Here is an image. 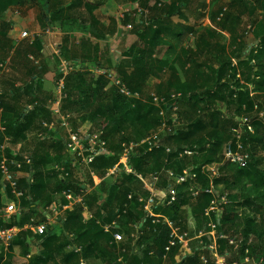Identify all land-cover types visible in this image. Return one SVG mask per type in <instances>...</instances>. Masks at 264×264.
Instances as JSON below:
<instances>
[{
	"label": "trees",
	"instance_id": "trees-1",
	"mask_svg": "<svg viewBox=\"0 0 264 264\" xmlns=\"http://www.w3.org/2000/svg\"><path fill=\"white\" fill-rule=\"evenodd\" d=\"M27 1L28 0H0V17L9 10L25 7ZM258 1L264 11V0ZM175 2L179 3L180 0H175ZM51 4V0H44L42 3L45 10L43 17L45 25L61 20V12L63 10L60 9L54 11ZM96 6L97 5H91L92 9L96 8ZM178 6L179 5L176 6L177 9L179 8ZM155 9L156 11H160L161 14L166 11L165 8L158 7L157 5H155ZM173 9H175V6ZM47 18H49V22H46ZM218 25L222 29H226L224 22L220 21ZM10 28L11 26L9 23L1 22V35L6 36L10 31ZM147 30L148 34L152 33L149 39L141 37L140 39L143 41L141 48H136L137 50H135V48L131 49V53L134 51H137V53L134 55V61L128 62L127 64L132 65L134 68L130 74H128L123 67H117L118 65L116 62H109V67L112 71L106 69V72L110 73L109 71H111L113 72L112 74L116 75L115 80L120 82L119 85H116L117 89H112L111 87H109L108 90L104 89L105 77L101 75L97 76L96 79L91 78V80L88 81L84 77L85 75H82L81 72H77L78 74L80 73L77 76L78 79H74V81L71 78L65 79V98L63 99L61 107L63 113H66L67 111L69 112V110L72 109V106L76 107L81 105L90 107L95 103L107 99L105 102H101V104L96 107L95 111L96 114L99 113L103 115L101 125L104 130L100 131L102 132L103 140L106 141L110 155L96 158L89 168L83 171V176L86 178L83 183L76 180L62 179L59 183L53 186L50 185V183L42 177L41 172L38 170V165H35L36 160L32 157L31 163H23L22 166L20 165V169L10 165V169L14 173H23L20 177H17L18 191L22 192L21 198L18 199L12 193V189L2 182L0 171V229H19L16 237L10 243V253L14 251L17 245L24 244V232H30V230L26 228L28 225L47 224V218L39 211V208L51 206L52 196L54 194H60L63 191L68 190L79 193L83 184L90 189L93 188L94 184L91 176L93 173L95 176L103 179V181L97 189L92 190L91 193L84 198L88 205V210L92 211L87 217L88 219H83V208L76 206L72 210L65 212L60 222L48 225L44 235H36L38 236L36 244L41 248L37 254L39 259L42 258L46 261H51L53 259L52 254L49 253V247L57 233L62 232L65 235L67 240L66 245L69 248L74 246L80 248L78 253L69 249L65 254L64 264H88L89 260L99 258L100 252L106 247H103V242L107 245L110 238L112 239L111 246L115 245L117 251V257H115V259L113 258L114 260L112 259L111 264H115L119 258H122L127 264H165L167 260H172L171 263L173 264H199L200 256L197 253V248H193L194 252L191 255L183 257L178 262H175V257L178 255L181 248L179 240L175 238V245L171 246V229L163 224V222L153 224V219L146 218L142 206L143 203L139 202V199H137L136 196H133L135 195L134 189L137 185L144 190L143 184L137 176H141L146 182H151L153 173H151L150 166L153 162L164 163L163 161H165L164 168L167 169L166 171H172L170 164L172 161L178 160L180 156L185 158L186 155L183 152L186 148L190 149L193 153L200 155L199 162L196 165L188 167L186 166L185 159H182L177 163V170L173 171L177 175H181L184 170L189 169L196 177L195 179L188 177L185 183L177 185L176 200L169 205H155L153 207L154 214L168 219L175 227H177L178 219L182 218L180 212L183 207L189 204L188 199L190 198V195L194 196L193 192L200 190L201 192L196 195L197 197L192 207V214L195 218L203 220L201 229L203 228L202 230L205 232H211L217 227L219 233H228L230 230L237 227L238 216L235 214L232 216L230 213H226L219 220H215L217 226L209 228L211 218L207 217L206 210L210 207L212 202H215L216 196L213 191L212 193L206 192L208 189L207 184L211 181V174L209 171L202 173L201 167L209 166L220 161L226 154V146L228 143L226 144L227 141L221 137L214 138L216 136L215 134H201L206 130L205 123L201 118L193 120L191 123L184 126L181 125L180 115L178 116L180 125L175 126L174 130L176 132L170 135V137H175L176 150L173 152L171 150L168 151L169 149L164 146L149 150L147 144L137 142L136 144H139V146L134 150L130 157V165L135 174L121 172L113 176H107L109 170L119 162L124 147L131 144L128 138L123 135L114 147L111 146L109 139L112 135L122 133L127 122L131 125L139 123L145 128L156 129L158 125H161L157 115L162 110L167 116L166 120L168 126H173L171 112L175 101L171 100V96L174 94H180V98L176 102L179 106L182 103L193 109L199 107L201 104H205L206 107L212 108L216 102H231L235 106V112L233 116H231V119H238L243 113L250 112L255 106V97L250 94L248 86L253 85L255 89L259 91L264 89V65L260 60L261 56L264 54V36L260 38L261 49L255 50L252 46L245 49L241 53V56L238 57V63L235 65L231 60L223 61L218 68H213L209 66L208 63H205L207 69L206 76L213 80V85L211 88L207 87L204 92L196 91L198 90V87H196L195 83L192 81L181 84L176 77V74H174L176 73V70L170 66L175 72L172 70L173 78H171L172 80L166 85V87H175L179 92L166 95L165 97L157 96L166 101L165 104H161L160 107H157L154 102L152 103L146 98V90L148 89L147 82L150 77H159L164 71V68L169 65L167 62L155 57L157 46L159 44L158 35L156 32H152L151 28ZM41 46L42 43L40 38H34L32 47L38 53L42 50ZM191 55L194 54L182 49L175 59V62L181 69L183 75H187V71L184 69L187 64L190 63ZM97 62L98 60H96V63ZM80 63L83 65V59H80ZM255 68L256 71H254ZM38 70L41 69L38 68ZM196 75L203 77L201 72L194 74V76ZM34 80L35 76L31 79L30 83L27 84V87L32 90H34ZM163 85H159L157 89H163ZM192 88L196 89L192 92ZM122 89L128 91L131 97L121 93ZM74 90L80 93V98H78L76 93L73 92ZM151 100L153 101V98H151ZM6 108H9L13 113L16 112L13 108L10 109V106H6ZM259 110L264 111L263 105H260ZM130 111L134 113L132 118L127 114ZM19 112L15 114V119L11 123H7L4 118L1 117L5 132L0 131V145L5 142V138H9L10 142L20 139L23 137L24 132L30 127L32 118L35 114L27 110H23L18 114ZM71 112L74 113L73 110ZM213 113V120L217 121L220 116L219 110L214 107ZM240 142L244 151L249 154V164L254 166L259 175L258 178H253L252 180L254 185L258 188L256 196L252 197V200H245L243 205L249 204L250 201H253L258 207L256 212L259 213V207L264 211V170L259 169V157L262 154V151H264V139L258 130H255L254 132L245 130ZM57 143L65 148L62 140L57 139ZM7 144L8 143H6V146ZM231 148L234 151L237 149V138L233 139ZM7 149H5L4 155H7ZM8 160L10 162L13 160L16 163H19L12 158ZM69 161L70 156L65 162L66 166H69ZM160 171H162V169L157 171V173L161 174ZM248 171L249 168H246L245 172L248 173ZM204 182L206 185H203ZM3 185L5 186V190H3ZM168 186L169 182L167 181V176H165L164 179H161L160 187L166 189ZM2 190L5 195L2 194ZM116 191L120 193L122 200L115 216L123 222L125 221V219L122 218L123 215L127 217L128 215L129 217L132 216L135 220L131 234L129 233L128 236L125 237V241L119 244L113 242V234L118 232L124 235V233L129 231V228L127 232H124L126 230L125 228L121 225H115L116 228L110 233H106L104 230L105 226L111 225L108 223L109 216L105 210L106 201L109 199L111 193ZM144 191L147 192L146 190ZM104 195H106V197ZM134 199L140 204L141 209L139 215L133 214V212L127 207ZM169 199L170 197H168V200ZM4 200H10L12 202L17 201L15 203L18 205L20 212L19 214L12 215V217H17V219L15 218L14 220H11L12 217L5 219L2 215L5 210ZM94 207L95 210H92ZM33 212L41 215L43 220L33 218ZM129 217L126 221L127 225L130 223ZM98 226H100V228ZM262 226L263 224L258 221L256 213H252L246 214L241 219V224L240 226L238 225L239 229L237 230L244 239H249L251 236H255L260 244L263 245L262 240L264 238V228H262ZM146 233L150 237L149 246L145 241ZM217 241L219 256L223 258L226 256L224 249L226 248L227 241L223 239L221 240L219 237ZM168 247H170V249L167 251ZM6 256L4 250H1L0 264H10V262L6 261ZM256 257L257 259L261 258L264 263V246L260 248V252L256 254Z\"/></svg>",
	"mask_w": 264,
	"mask_h": 264
},
{
	"label": "rangeland",
	"instance_id": "rangeland-1",
	"mask_svg": "<svg viewBox=\"0 0 264 264\" xmlns=\"http://www.w3.org/2000/svg\"><path fill=\"white\" fill-rule=\"evenodd\" d=\"M43 2L44 0H28L27 5L23 7L25 9L24 13L28 11V7L31 6V8H33L36 20L34 24L29 26L30 29L33 26H46L43 18L45 12L42 5ZM37 4L39 5V7L37 6L38 8H36ZM217 10L218 12L215 14L217 20L214 25L221 30V33L217 35L216 32L209 31L208 35L201 40H198L197 36L193 35L186 41L187 48L184 49L194 54L190 56L191 67L187 73H189L191 81L198 87L196 91L199 92H204L207 87L211 88L213 85V80L206 76L207 71L205 70V63H208L209 66L213 68H218L223 61L231 60L235 65L238 63V57L241 56V53L245 49L252 46L253 49L260 50V38L264 36V11L258 0H226V3H223L216 11ZM7 18L6 13H4L0 17V23L2 19L4 20ZM23 19L27 23L30 21L28 14L23 16ZM220 21L225 23L226 29H222L218 25ZM19 32L20 28L16 26V30L11 29L6 36H2L0 33V116L4 118L7 123H11L15 119L14 116L17 112L20 111L18 113L20 114L23 110H27V108L31 106L33 109L29 110V112H33L35 115L32 118L30 127L24 132L23 137L7 144L8 149L6 152L7 155L5 156L8 157V159L12 158L18 161L21 166L23 163L28 164L25 160L26 157H34L36 160L35 165H38V170L41 172L42 177L52 186L59 183L62 179L84 182L86 180L83 176V171L85 170L84 166L74 168L70 165H65L66 160L69 159V154L61 144L57 143L55 135L59 134L62 138L67 136L66 129L62 127V122H60L62 117L66 119L69 128L73 131H89L99 134L100 130H104L101 125L103 115L99 113L96 114L95 109L101 102H105L107 99L95 103L90 107L81 105L76 107L72 106L69 112L63 113L61 107L63 99L65 98V79L71 78L74 81V79H78L77 76L80 74L77 72L74 73L73 70H69L68 72L64 71L65 67L72 68L74 67L72 64L78 62L77 44L74 40H69L64 48L54 47L55 51L51 56H47L48 58L32 57V55H29L31 46H29L27 41L18 39ZM203 42H207L208 45L204 46ZM205 51L207 53H205ZM68 57L74 59L68 62ZM260 60L264 65V54L261 56ZM89 64L91 65L90 69L93 70L81 73L85 75L84 77L88 81H90L91 78L96 79L100 74L92 61H90ZM40 66L42 69L38 70ZM84 67L88 69V67ZM201 69L205 71L203 77L194 76V74L200 73ZM254 71H256V68ZM48 73H50V75ZM36 75H39L41 79L49 78L48 82H46L47 87L46 83H42V81L40 82V86L37 85V87H34V90L27 87V84H29L31 79ZM101 76L105 77L104 89L108 90L109 87L117 89L113 80L115 77H111L108 73ZM185 76L188 78V75L185 74ZM163 83L164 82H162V85ZM195 89L196 88H192L191 91L193 92ZM248 89L250 94L255 97V106L250 112L243 113L239 116L240 118L238 119H231V116H233L235 112V106L231 102H216L212 108L206 107L205 104H201L195 109L182 103L179 106L178 116L180 115L181 117V125L185 126L193 120L201 118L206 126V130L201 134H215L216 136L214 138L221 137L227 141L226 144L228 143L226 146V154L223 158L208 167L211 174V181L207 184V188L212 189L216 196L214 210L210 211L207 216L211 218L209 228L217 226L215 220H219L226 213H230L232 216L235 214L238 216V219L237 227L230 230L228 233H219L217 227L214 231L205 232L202 230L203 228L201 229L203 220L195 218L192 214V207L197 196L190 195L188 199L189 204L183 207L180 212L182 218L178 219L177 227L172 223L173 227L178 229V236L182 238V245L178 255L175 257V262H178L183 257L191 255L194 252L193 248H197V253L200 256L199 264H264L261 258L257 259L256 257V254L260 252V248L264 246V238L262 240L263 245H261L255 236L244 239L237 230L239 229L238 225L240 226L241 224V219L246 214L252 213H256L258 221L263 224L262 228H264L263 209L259 207L260 212L257 213L256 210L258 207L253 201L243 205L245 200H252V197L256 196L258 188L254 185L252 180L253 178H258L259 175L254 166L250 165L248 161L241 170L238 164L227 157V148L232 145L234 138H237V149L235 151L232 149L233 154L249 156V154L244 151L240 142L245 130L249 132L258 130L264 139V111L259 110L260 105L264 107V89L259 91L255 89L253 85H249ZM38 91L40 92L38 93ZM146 91V98L152 103V95L165 97L166 95L179 92L177 88H167L165 85H163V89L161 90L157 89V87L154 89V86H149ZM73 92L80 98V93L75 90ZM6 106H10V109L13 108L16 112H11ZM214 107L219 110L220 114L217 121L213 120L212 117L214 114ZM57 110H59V114ZM72 110L74 113L71 112ZM127 114L131 118L134 116V113L131 111ZM157 117L159 121L162 122L166 120L167 116L165 115L164 118L159 112ZM158 129H160V125H158L156 129H149L148 127H143L139 123L131 125L127 122L122 133L110 137V144L114 147L120 141L122 135L128 138L133 144L137 142L141 143L146 141ZM160 133L162 137L161 146L168 148L172 152L175 151V137H170L167 131L161 130ZM259 158V169L264 170V151H262ZM182 159H185L186 166L190 167L199 162L200 155L192 152L186 155L185 158L180 156L178 160L172 161L170 164L172 171L177 170V163ZM163 162L165 163V161ZM164 163L153 162L150 166L151 173H153L154 176L157 174L160 182L161 179L165 178L167 172V169L164 168ZM14 166L19 169L17 165ZM246 168H249L248 173L245 172ZM160 169H162V171H160L161 174L157 173ZM16 174L18 175L19 172ZM20 176L21 175L18 177ZM172 185L176 190L177 186L174 183H172ZM203 185H206L205 182ZM63 192L52 196L51 206H57L64 202ZM200 192L199 190V193ZM134 193L135 195L133 196H136L139 202L141 199L146 200L150 195L149 192H145L139 188V185L135 187ZM104 196L106 197V195ZM161 198L162 195L156 196V199ZM121 200L122 198L118 191L111 193L109 199L106 201L105 210L109 216V224H115L116 226L121 225L126 229L124 232H127L129 228V231L124 233V237H126L129 233L131 234L135 220L132 216L129 217L128 215L130 223L127 225V216H122V218L125 219L124 222L115 216ZM3 202L5 206L4 209H6V205L8 207L14 203L10 200H4ZM139 202L134 199L127 206L133 214L139 215L141 209ZM84 204L88 208L85 199ZM92 210H95V207ZM91 212L90 210L84 212L83 219L87 220ZM32 217L37 220H43V217L38 213L36 214V212H33ZM15 218L17 219V217H12L11 220ZM98 227L100 228V226ZM24 233V244L17 245L11 253L9 249L11 242L7 247L0 244V251L4 250L6 253L7 262H10V264L65 263V254L68 252L69 247L66 245L67 240L62 232L57 233L49 247V253L52 254L53 258L51 261L38 258L37 254L39 249H41L36 244L38 236L34 235L31 230L30 232ZM218 237L221 240L227 241L226 248L224 249L226 256L223 258L219 256L217 250L218 245L216 242H218ZM149 239L150 237L146 233L145 241L148 246L150 244ZM111 245V238L107 245L103 242V247H106L100 252L99 258L89 260L88 264H111L112 259L117 257L116 247L115 245ZM171 261L167 260L165 264H173Z\"/></svg>",
	"mask_w": 264,
	"mask_h": 264
},
{
	"label": "crops",
	"instance_id": "crops-1",
	"mask_svg": "<svg viewBox=\"0 0 264 264\" xmlns=\"http://www.w3.org/2000/svg\"><path fill=\"white\" fill-rule=\"evenodd\" d=\"M51 3L54 11L63 10L61 20L52 22L51 25L33 26L30 29L29 26L36 20L31 6L28 7L26 13H24V8L9 10L6 12L8 18L1 20V22L10 24V30H16V26L20 28L18 39L27 41L31 46L29 55L46 58L53 54L54 47L64 48L69 40H74L77 44L78 62L76 64L78 65L72 64L74 65L72 68L65 67V72L69 70H73L74 73L92 71L89 64L92 61L100 73L99 76L105 75L107 70L104 71V69L111 70L109 62L112 61L117 63V67H123L130 74L134 68L127 64L134 61V55L137 53V51L131 53V49L141 48L143 41L140 38L149 39L152 33L148 34L147 29L151 28L152 32L157 33L159 40L155 57L169 65L164 68L159 77L149 78L147 87L154 86L155 89L162 82L165 86L168 85L173 78L172 70L174 69L176 70L174 74L181 84L191 81L189 73L186 78L175 59L182 49L187 48L186 41L193 35L201 40L208 35L209 31L216 32L217 35L221 33V30L214 25L217 20L215 14L218 12L216 9L226 3V0H180L179 3L175 0H51ZM91 5L97 6L92 9ZM155 5L165 8L166 11L161 14L160 11H156ZM177 5H179L178 9ZM37 6L39 7L38 4L36 8H38ZM174 6L175 9H173ZM24 14H28L30 19L28 23L23 19ZM46 22H49V18L46 19ZM23 32L28 33L27 39L21 38ZM34 38L41 40L42 50L40 53L32 47ZM203 43L204 46L208 45L207 42ZM205 53L207 52L205 51ZM73 59L72 57L67 58L68 62ZM80 59H83V65L80 63ZM96 60H98L97 63ZM190 66V63L187 64L184 70L189 71ZM39 68L42 69L41 66ZM205 70L207 71V69ZM111 71H109V75L113 73ZM200 72L205 74L203 69ZM48 74L50 75V73ZM114 76L116 77V75ZM48 80L49 78L41 79L39 75H36L34 87L40 86L41 81L46 83ZM56 136L59 135L56 134L55 138ZM9 142L10 139L6 143ZM96 178L99 177L93 174V181ZM4 187L3 185V190H5ZM3 190L2 194L5 195Z\"/></svg>",
	"mask_w": 264,
	"mask_h": 264
},
{
	"label": "built area",
	"instance_id": "built-area-1",
	"mask_svg": "<svg viewBox=\"0 0 264 264\" xmlns=\"http://www.w3.org/2000/svg\"><path fill=\"white\" fill-rule=\"evenodd\" d=\"M129 28H131L129 26ZM22 39L28 38V33L23 32L21 34ZM110 76L115 77L113 74H110ZM115 81V85H119L120 82L116 81L115 78H113ZM121 93L124 95L131 97L130 93L126 91L125 89L121 90ZM153 102L157 107H160L161 104H165L166 101L163 98H159L157 96L152 95ZM180 98V94H174L171 96V100L175 101V104L172 106V112H171V118L173 122V126H168L167 120H163L160 125V129L153 133L146 141L141 142V144H147L149 146V150L157 149L161 146V133L160 131H167L170 135L174 134L176 131L174 130L175 126L180 125V122L178 120V110L179 105L176 103L178 99ZM33 107H28L27 111L32 110ZM57 113L59 114V110H57ZM161 116L165 118V112L162 110L160 112ZM1 115V114H0ZM60 122H62V127L66 129V137L59 136L56 138L60 139L64 142L65 148L70 156L69 165L76 168L80 166H84L85 169L89 168V166L95 161L96 158L100 156H107L110 155V152L107 149L106 141L102 138V132L100 131L99 134H96L94 132H82V131H73L69 128L66 119L64 117L61 118ZM0 131L5 132V128L3 127V123L1 121L0 116ZM9 139L5 138V142L0 145V171L2 175V182L6 185H8L12 189V193L15 195L16 198L20 199L22 196V192L18 191V184H17V177L19 175H22L19 173L18 175L14 173L10 169V165H17V167L20 169V164L16 163L15 161H9L6 156H4V151L6 149L5 143L8 142ZM139 146V144H133L131 143L129 146H125L122 154L120 155L119 162L107 173V176H113L115 174L126 172V173H133L132 167L130 165V157L131 154L134 152V150ZM227 157L231 158L233 162L238 164L241 168L246 165L249 156L248 155H239V154H233L231 146L227 148ZM170 151V150H168ZM185 155H189L192 153V151L188 148H186L183 152ZM26 162L29 164L31 163V158L26 157ZM209 166H202L201 172L206 173ZM93 176V173L91 174ZM167 181L169 182V186L164 189L160 187V181L159 176L156 174L153 175L151 182H146L141 176H137L140 181L143 184V189L149 192V197L146 200H140L141 203H143V209L146 214V218L153 219V224H159L162 223L165 224L169 229H171V242L170 245H175V238L179 240V244L182 245V238L178 236L177 231L178 229L173 227V224L166 218L156 215L153 212V207L155 205H164V204H171L176 200V190L173 188L172 183H174L176 186L181 185L187 181L188 177H191L192 179H195V174L191 173L189 169L184 170L181 175H177L174 171H167L166 172ZM103 179L96 178L93 181V188L86 187V185L83 184L82 189L79 191V193H75L71 190L63 192L64 202L57 205V206H48L44 208H39V211L42 212L45 217L47 218V224H38V225H28L26 228L31 230L35 235L41 236L44 235L47 226L56 224L57 222H60V220L63 218V215L65 212L72 210L76 206H80L83 208L84 212L88 211V208L84 204V198L91 193L92 190H95L99 187ZM83 183V182H80ZM175 186V187H176ZM5 189V187H4ZM208 193H212V189L206 190ZM194 195H198L199 191H194ZM157 195H162L161 199H156ZM168 197L170 199L168 200ZM131 198V197H129ZM215 202H212L210 207L206 210V215H209L210 211L214 210ZM20 209L18 208V205L14 202L11 205H9L3 212V216L5 219H9L14 214H19ZM162 218V220H161ZM116 228L115 224L107 225L104 227V230L106 233L112 232V230ZM19 232V229L12 228L9 230H2L0 229V244L2 246H8V244L16 237L17 233ZM135 237V236H132ZM113 239L116 244H119L121 242L125 241V237L122 233L115 232L113 234ZM70 250L74 251L75 253H78L80 251V248H77L76 246L70 247ZM170 249V247L167 248V251ZM30 257V256H29ZM115 264H127L122 258H119Z\"/></svg>",
	"mask_w": 264,
	"mask_h": 264
}]
</instances>
